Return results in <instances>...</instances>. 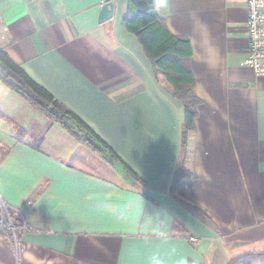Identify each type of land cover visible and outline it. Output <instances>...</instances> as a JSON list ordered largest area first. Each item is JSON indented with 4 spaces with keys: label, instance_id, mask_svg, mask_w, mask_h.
Returning a JSON list of instances; mask_svg holds the SVG:
<instances>
[{
    "label": "crops",
    "instance_id": "crops-1",
    "mask_svg": "<svg viewBox=\"0 0 264 264\" xmlns=\"http://www.w3.org/2000/svg\"><path fill=\"white\" fill-rule=\"evenodd\" d=\"M110 1L113 16L99 23L106 0H0L11 59L144 182L0 81V264H226L264 251V77L241 66L246 0H154L191 42L200 100L191 176L174 192L183 105L123 27L126 0ZM4 206L22 216L18 250Z\"/></svg>",
    "mask_w": 264,
    "mask_h": 264
},
{
    "label": "trees",
    "instance_id": "trees-1",
    "mask_svg": "<svg viewBox=\"0 0 264 264\" xmlns=\"http://www.w3.org/2000/svg\"><path fill=\"white\" fill-rule=\"evenodd\" d=\"M127 13L123 27L134 34L149 58L156 75H161L171 87L172 95L184 108L182 126L181 160L176 166L171 184L174 192L191 176L185 167L189 132L194 130L200 100L192 94L195 86L194 74L190 68L192 46L188 38L173 35L158 14L154 0H126ZM0 81L21 95L33 107L60 125L74 138L91 148L108 164L121 169L134 183L143 180L100 138L81 118L59 102L45 88L32 80L25 70L14 62L0 45ZM1 115V113H0ZM40 142H38L39 145ZM14 226L21 223L19 211L9 208ZM8 226V219H4ZM226 264H264V251H252L232 257Z\"/></svg>",
    "mask_w": 264,
    "mask_h": 264
},
{
    "label": "built area",
    "instance_id": "built-area-1",
    "mask_svg": "<svg viewBox=\"0 0 264 264\" xmlns=\"http://www.w3.org/2000/svg\"><path fill=\"white\" fill-rule=\"evenodd\" d=\"M247 7V34H248V54L247 58L241 63L244 68L251 69L257 76L264 77V0H246ZM4 219H8V226L3 227L11 231L12 241L16 250L19 249L20 241L16 235V226L10 217L9 208L4 206ZM27 226L24 224L23 229ZM190 242L198 246L199 239L192 237Z\"/></svg>",
    "mask_w": 264,
    "mask_h": 264
},
{
    "label": "water",
    "instance_id": "water-1",
    "mask_svg": "<svg viewBox=\"0 0 264 264\" xmlns=\"http://www.w3.org/2000/svg\"><path fill=\"white\" fill-rule=\"evenodd\" d=\"M114 13V4L110 0H106L100 13L99 23L110 20Z\"/></svg>",
    "mask_w": 264,
    "mask_h": 264
},
{
    "label": "rangeland",
    "instance_id": "rangeland-1",
    "mask_svg": "<svg viewBox=\"0 0 264 264\" xmlns=\"http://www.w3.org/2000/svg\"><path fill=\"white\" fill-rule=\"evenodd\" d=\"M5 150H6V147L2 143H0V156H2Z\"/></svg>",
    "mask_w": 264,
    "mask_h": 264
}]
</instances>
